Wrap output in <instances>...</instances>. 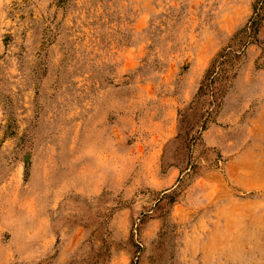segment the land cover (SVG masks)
Here are the masks:
<instances>
[{"label":"rangeland","instance_id":"374dc122","mask_svg":"<svg viewBox=\"0 0 264 264\" xmlns=\"http://www.w3.org/2000/svg\"><path fill=\"white\" fill-rule=\"evenodd\" d=\"M0 264H264V0H0Z\"/></svg>","mask_w":264,"mask_h":264}]
</instances>
